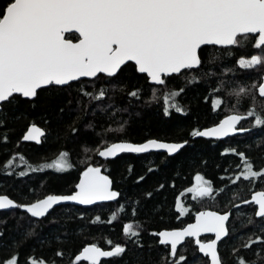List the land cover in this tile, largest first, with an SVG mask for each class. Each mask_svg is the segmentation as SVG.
Here are the masks:
<instances>
[{
    "label": "trees",
    "instance_id": "1",
    "mask_svg": "<svg viewBox=\"0 0 264 264\" xmlns=\"http://www.w3.org/2000/svg\"><path fill=\"white\" fill-rule=\"evenodd\" d=\"M13 0H0V19ZM67 38L77 40L74 33ZM200 65L152 85L127 63L112 77L49 85L32 99L13 95L0 105V194L16 207L0 211V264H85L86 245L120 251L100 264H209L186 240L174 256L158 242L161 229L183 227L202 209L231 212L220 243L221 264H264V216L250 195L264 191V45L240 35L229 47L204 46ZM246 115L248 129L223 140L192 138L227 114ZM30 123L46 134L40 145L21 142ZM186 141L172 156L131 153L100 160L115 141ZM62 156L65 168L53 166ZM101 166L118 192L115 202L62 205L42 218L20 205L74 191L80 174ZM208 191H190L196 182Z\"/></svg>",
    "mask_w": 264,
    "mask_h": 264
},
{
    "label": "water",
    "instance_id": "2",
    "mask_svg": "<svg viewBox=\"0 0 264 264\" xmlns=\"http://www.w3.org/2000/svg\"><path fill=\"white\" fill-rule=\"evenodd\" d=\"M74 33L77 40L66 37ZM257 35L264 45V0H13L0 19V105L13 95L32 100L39 89L66 86L98 75L112 77L132 63L152 85L163 78L200 65L204 46L229 47L239 35ZM264 97V79L258 88ZM246 115L227 114L203 127L192 138L223 140L247 132L239 128ZM45 129L30 123L21 142L40 145ZM186 141L148 138L141 142L115 141L97 152L107 161L123 152L177 154ZM208 191L197 187V195ZM118 192L102 167L91 166L79 176L68 194L48 195L20 209L42 218L62 205L87 207L115 202ZM253 204L255 216H264V191L257 190L242 202ZM16 202L0 194V211ZM231 212L202 209L183 227L161 229L158 242L174 256L186 240H194L198 253L209 264H221L219 244L228 236ZM203 237H208L203 240ZM120 248L84 246L77 262L100 264Z\"/></svg>",
    "mask_w": 264,
    "mask_h": 264
},
{
    "label": "rangeland",
    "instance_id": "3",
    "mask_svg": "<svg viewBox=\"0 0 264 264\" xmlns=\"http://www.w3.org/2000/svg\"><path fill=\"white\" fill-rule=\"evenodd\" d=\"M53 166L56 168H62L64 166H66L64 158L62 156L57 157L54 160ZM200 183V181L198 180V178H196V182L194 183V185L190 188V191L194 193L195 188L198 187V184Z\"/></svg>",
    "mask_w": 264,
    "mask_h": 264
},
{
    "label": "flooded vegetation",
    "instance_id": "4",
    "mask_svg": "<svg viewBox=\"0 0 264 264\" xmlns=\"http://www.w3.org/2000/svg\"><path fill=\"white\" fill-rule=\"evenodd\" d=\"M162 245V244H161ZM208 260V259H207ZM83 263V262H82ZM209 263V262H208ZM85 264H87V263H85Z\"/></svg>",
    "mask_w": 264,
    "mask_h": 264
},
{
    "label": "bare ground",
    "instance_id": "5",
    "mask_svg": "<svg viewBox=\"0 0 264 264\" xmlns=\"http://www.w3.org/2000/svg\"><path fill=\"white\" fill-rule=\"evenodd\" d=\"M127 64V63H126ZM255 210H256V208H255Z\"/></svg>",
    "mask_w": 264,
    "mask_h": 264
}]
</instances>
